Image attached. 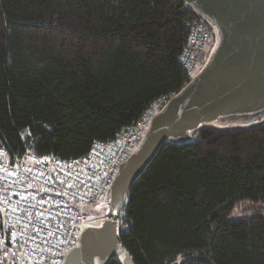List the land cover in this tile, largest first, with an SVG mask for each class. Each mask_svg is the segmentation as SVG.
<instances>
[{"label":"trees","instance_id":"16d2710c","mask_svg":"<svg viewBox=\"0 0 264 264\" xmlns=\"http://www.w3.org/2000/svg\"><path fill=\"white\" fill-rule=\"evenodd\" d=\"M196 16L181 0H0V147L70 160L111 140L186 85ZM190 137L133 183L119 242L133 264H264V117Z\"/></svg>","mask_w":264,"mask_h":264},{"label":"water","instance_id":"95a60500","mask_svg":"<svg viewBox=\"0 0 264 264\" xmlns=\"http://www.w3.org/2000/svg\"><path fill=\"white\" fill-rule=\"evenodd\" d=\"M215 33L202 69L151 117L104 196L105 219L81 232L62 264H133L118 223L133 183L167 142L184 143L208 123H252L264 117V0H181Z\"/></svg>","mask_w":264,"mask_h":264},{"label":"built area","instance_id":"2783aa9c","mask_svg":"<svg viewBox=\"0 0 264 264\" xmlns=\"http://www.w3.org/2000/svg\"><path fill=\"white\" fill-rule=\"evenodd\" d=\"M187 25L189 37L179 61L186 84L202 69L212 36L203 17ZM163 101L152 103L134 124L109 141L93 143L77 159L42 160L29 152L16 156L1 145L0 264H62L83 228L101 222L90 213L91 207L104 201L116 172Z\"/></svg>","mask_w":264,"mask_h":264},{"label":"rangeland","instance_id":"374dc122","mask_svg":"<svg viewBox=\"0 0 264 264\" xmlns=\"http://www.w3.org/2000/svg\"><path fill=\"white\" fill-rule=\"evenodd\" d=\"M213 34V33H212ZM215 36H213V38H212V36H211V42L209 43V45H207L206 47H205V49H204V52H203V61L205 62L207 59H208V57H209V55L211 54V52H212V50H213V48H214V46H215ZM203 62V63H204ZM165 102L163 101L162 103H160V104H164ZM159 104V105H160ZM156 104H155V108H156ZM229 124H236V123H229ZM143 136V134L141 135V137ZM140 137V138H141ZM132 153V152H131ZM245 208H248V205H244L242 208H240V209H237L235 212H237V211H243ZM105 212H106V209L104 208V206H103V202H101V203H97V204H95L94 206H92L91 207V210H90V213L93 215V217H100V221L101 222H96V223H93V224H91L90 226H92V227H96V226H99V225H101L102 224V221L105 219ZM85 227H87V226H85ZM84 227V228H85ZM84 228H83V230H84Z\"/></svg>","mask_w":264,"mask_h":264}]
</instances>
